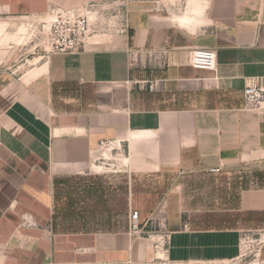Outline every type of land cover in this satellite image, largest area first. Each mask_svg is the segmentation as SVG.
Returning a JSON list of instances; mask_svg holds the SVG:
<instances>
[{"label":"crops","instance_id":"crops-1","mask_svg":"<svg viewBox=\"0 0 264 264\" xmlns=\"http://www.w3.org/2000/svg\"><path fill=\"white\" fill-rule=\"evenodd\" d=\"M121 1L0 0V264H149L155 239L172 262L235 259L234 210L190 209L180 182L215 168L245 175L237 211L264 216V103L244 100L247 78L264 88V0L134 1L126 34L49 58L16 33L54 6ZM198 48L216 50V70L193 67ZM103 142L126 148L130 176L176 177L142 236L57 228L58 185L103 169Z\"/></svg>","mask_w":264,"mask_h":264},{"label":"rangeland","instance_id":"rangeland-1","mask_svg":"<svg viewBox=\"0 0 264 264\" xmlns=\"http://www.w3.org/2000/svg\"><path fill=\"white\" fill-rule=\"evenodd\" d=\"M134 1L164 2L173 9L180 8L181 12L189 3V0H122L113 5L101 4L102 6L94 11L113 14L119 22L127 15L128 8ZM22 25L23 23H20L17 29ZM24 26L27 31L26 28H22V31L17 30L18 37L23 40L27 38L29 41L26 42H35V38L30 36L37 24L32 28L27 24ZM38 29L39 26L35 31ZM97 31L99 32L95 34L96 37L111 35L99 29ZM125 151L126 148L122 149L121 146L116 147L114 144L101 148L95 165L103 169L95 168L87 175L58 185L55 222L59 231L119 232L128 228L131 208L140 211L142 220H147L152 215L164 192L174 185L176 177L130 176L121 165ZM244 176L236 171L227 177L197 173L184 175L180 181L183 182V195L190 209L216 210L222 212L220 214L226 210H234L229 213L230 222L227 227L237 226L245 230L242 233L240 254L237 258L178 263L172 262L160 248L155 250L156 257L149 264H264V223H260L264 221V216L242 215L237 211L236 185L243 182L241 178ZM157 240L155 239L156 246L160 242Z\"/></svg>","mask_w":264,"mask_h":264},{"label":"built area","instance_id":"built-area-1","mask_svg":"<svg viewBox=\"0 0 264 264\" xmlns=\"http://www.w3.org/2000/svg\"><path fill=\"white\" fill-rule=\"evenodd\" d=\"M101 4L90 3L82 8L64 9L60 7H52L48 15L44 19H28L20 23L28 25L30 28L37 24V31H33L30 37H34L35 42L42 55L49 58L52 55H71L84 52L90 44L95 34L102 31L105 34L121 35L126 34L129 29L128 15H125L121 20L116 21V16L113 14L94 11ZM94 19V20H92ZM29 23V24H28ZM22 25V26H23ZM107 36V35H102ZM163 58V57H162ZM155 57V59L162 60ZM192 65L196 69L201 70H216L217 68V52L215 49L198 48L194 50L192 57ZM149 89L154 90L156 84L152 81H147ZM244 100L247 107H254L264 101V88L262 82L257 78H247L245 80ZM112 143L103 142L102 148L112 146ZM221 168L209 170L210 174H220ZM141 213L136 209H130L129 213V232L135 236H142L140 223ZM151 237V233H146ZM159 245L156 246V251L161 248L165 252V244L163 239H159ZM158 253V252H157Z\"/></svg>","mask_w":264,"mask_h":264},{"label":"bare ground","instance_id":"bare-ground-1","mask_svg":"<svg viewBox=\"0 0 264 264\" xmlns=\"http://www.w3.org/2000/svg\"><path fill=\"white\" fill-rule=\"evenodd\" d=\"M20 28H26V27L23 25V26H21ZM26 31H27V28H26ZM97 170H101V168L98 167Z\"/></svg>","mask_w":264,"mask_h":264}]
</instances>
